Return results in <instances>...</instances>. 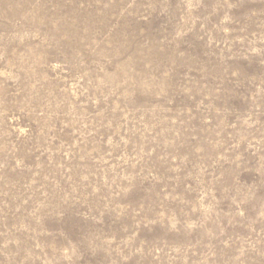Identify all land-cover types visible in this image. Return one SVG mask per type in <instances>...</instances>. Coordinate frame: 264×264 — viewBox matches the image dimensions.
<instances>
[{"label":"rangeland","instance_id":"obj_1","mask_svg":"<svg viewBox=\"0 0 264 264\" xmlns=\"http://www.w3.org/2000/svg\"><path fill=\"white\" fill-rule=\"evenodd\" d=\"M0 264H264V0H0Z\"/></svg>","mask_w":264,"mask_h":264}]
</instances>
